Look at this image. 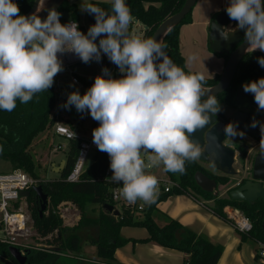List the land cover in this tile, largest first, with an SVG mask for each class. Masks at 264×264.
<instances>
[{"label":"clouds","instance_id":"1","mask_svg":"<svg viewBox=\"0 0 264 264\" xmlns=\"http://www.w3.org/2000/svg\"><path fill=\"white\" fill-rule=\"evenodd\" d=\"M110 2L111 12L81 4L82 12L95 17L85 35L75 22L62 24L55 8L41 19L36 13L21 14L15 0H0V110L12 112L17 100L27 104L48 91L64 70L61 55L72 53L87 64L99 62L103 53L121 77L103 69L83 95L69 93L62 107L87 111L98 121L92 140L110 158V182L121 184L119 195L129 204L140 200L151 205L159 195V181L146 170L162 164L165 172L184 174L185 162L202 153L191 134L208 125L221 107L205 87L203 73L185 72L166 55V44L130 32L134 18L125 0ZM43 7L39 0L36 12ZM226 12L244 31L247 48L264 52V0H230ZM228 34L220 32L224 39ZM257 62L264 67V57ZM243 91L264 110V77L243 84ZM257 123L253 120L251 127ZM260 130L264 132V124ZM223 133L232 140L245 135L235 122L227 123ZM260 149L264 154V142Z\"/></svg>","mask_w":264,"mask_h":264},{"label":"trees","instance_id":"2","mask_svg":"<svg viewBox=\"0 0 264 264\" xmlns=\"http://www.w3.org/2000/svg\"><path fill=\"white\" fill-rule=\"evenodd\" d=\"M20 13L25 14L32 6L34 0H15ZM184 0H125L130 8L134 19L145 26V38L151 37L158 24L169 15L177 12ZM89 3L96 4L104 10L111 12L110 1L92 0ZM59 10L71 13V19L77 23L80 31L83 26L78 23L79 7L78 3L69 4L65 0ZM217 13L214 15V17ZM213 17V18H214ZM62 22L65 19L60 18ZM191 21V12L183 20L173 26L164 36L163 43L166 55L178 66L185 69L184 58L179 49V27L183 23ZM213 52V51H212ZM217 56L228 57L226 52H213ZM258 57H264L261 51H249L241 59L234 77L229 87L216 96L217 100L225 104L227 108L234 107L235 92L238 86L249 81L264 77V67L258 62ZM103 69H108L109 73L118 67L114 66L102 53L99 61ZM188 71V70H187ZM190 72V71H188ZM74 73V72H73ZM219 74L213 77H206L205 86H211L217 82ZM84 85L91 86L94 80L85 81L79 79ZM55 83L48 90L34 95L27 104L17 100V106L12 112L0 110V159L11 165L12 169H21L37 180L25 197L27 209L32 219V225L39 237L45 238L47 246L27 253L34 264H119L114 260V251L117 247L134 239L124 238L120 234L122 226H144L148 236L138 241H155L162 246L178 249L185 253L182 264H216L222 253V247L203 234H198L188 227L182 225L175 219L169 218L164 225H157L152 216L156 209V204L172 194L187 193L195 199H213L214 204L211 210L226 220L223 208L226 205L240 209L253 223V228L248 234L242 233V239L250 238L256 244L264 246V229L261 224L264 220V200L258 199L255 202L233 200L230 197L219 198L210 192L201 190L195 183L194 173L201 170L197 161L185 162V173L165 172L172 179L178 181L179 186L173 187L169 192L158 195L156 202L146 205L143 212L131 214L125 211L120 217H115L111 213L103 210L105 203H112L110 198V183L104 178V171L97 166V160L101 154L98 149L94 150L91 159L86 164L80 179L76 182L65 180L71 171L79 148L80 137L69 139V146L66 152L65 164L58 176L53 179L42 180L35 172V161L29 151L32 140L38 133L50 128L55 119L51 110L55 104ZM206 99V98H202ZM223 110L217 114L223 120ZM11 126H14L13 130ZM232 142L242 152L249 148L248 144L241 139L234 137ZM164 169V167H163ZM202 171V170H201ZM217 181L224 182V178L218 177ZM40 185L42 191L50 199L51 207H47L43 213L39 214L41 205L40 197L35 193L33 187ZM63 201H69L79 209V221L73 226L63 224L62 218L55 212L56 205ZM87 203L98 204L100 207L97 215L87 213L85 205ZM88 241L96 247V257L87 258L75 255L81 250L82 243ZM10 244L0 240V264H19L10 254L8 248ZM60 258L75 259L72 262H62ZM259 255L256 253L255 259ZM92 261V262H91Z\"/></svg>","mask_w":264,"mask_h":264},{"label":"rangeland","instance_id":"3","mask_svg":"<svg viewBox=\"0 0 264 264\" xmlns=\"http://www.w3.org/2000/svg\"><path fill=\"white\" fill-rule=\"evenodd\" d=\"M90 1L92 0L78 1L79 13H78L77 21L79 24L83 26V31L81 32H83L85 35H87V31L89 28L88 13L81 11V4H86L89 3ZM99 1H110V0H99ZM214 3L217 7L222 6L223 11H226V7L230 3V0H215ZM200 8H201V3H198L196 7V11L194 10L195 12L194 14L195 16L198 17V19L194 20L193 24L191 22H192V16L194 15H192V11H191V21L187 23H183L180 26L182 28V30L180 31V39L182 45L181 50L184 55V59H185L184 67L186 70L190 72H194V71L200 72L203 73L205 76H211L212 73L214 72L213 69L218 64L216 60H218L219 57L209 49V46L207 44V39H208L207 27L209 26V22L211 21L210 19H212L211 15L208 10L205 11V13H202L200 11ZM58 12L61 13L60 18H63L66 21L72 20L70 12L65 10H58ZM200 19L201 21L206 19V21L208 22V26L204 24L203 25L200 24L199 22ZM180 27L179 29H181ZM130 32H134L143 35L145 37V26L144 25L142 26L138 20L133 19V22L130 25ZM104 56L108 59L106 55ZM190 56L193 57L191 61H189ZM112 64L114 65V63ZM71 72H74V75H76L79 79L88 81V80H94L97 75H103L104 74L103 68L101 67L100 63L96 61H91L87 64L80 62L76 65H72L70 67V70L64 68V70L54 78V83L56 86L55 88L56 97H55L54 107L51 110L53 117L56 116L57 120H59L61 123L66 125L68 121V123L70 124V126L68 127H70V129L75 133L76 136L82 138H90L92 137V130L98 126V121L93 120L87 111L84 113H80L77 112L74 106H71L69 109H65L62 107V105L66 102L69 93L73 91H78L81 95H83L85 91L90 87L89 85H84L83 82H80L79 85H74L70 79ZM110 74L113 78H119V74L121 73L117 68V69H113L110 72ZM221 103L222 102H220L219 104L224 112L230 115L233 114V111H231L226 106L221 105ZM249 110L256 115L257 117L256 121L258 122L257 128L260 129V124H264V111L258 110L256 103H254V105L251 106ZM231 122H233V120H231ZM11 127L13 130H17L15 129L14 126ZM241 140H243L245 144H248L249 146V148L246 149V152H242L240 149H238V147H236V145L232 142V139L226 137L224 141L225 144L235 149V161L233 164V167L236 170L235 174L226 175L215 170L208 163L201 162L200 160L197 162L201 170L204 169L202 167L204 166L206 170L211 173V175L215 177L224 178V182L217 183V187H216L218 191L217 197L219 198L229 197L228 192L231 189L237 187L239 184H242L244 180L251 178L253 158L256 153L261 152L260 144L261 141L264 140V132H262V136L260 138H255L245 134L244 137L241 138ZM59 146L60 148H58ZM68 146H69V140L62 138L61 136L55 135L52 126L50 128L49 127L46 128L44 131L38 133L37 136L34 137L29 147V151L35 161L34 170L42 180L53 179L58 176V174L54 172L55 170L53 171L51 163L54 162L56 163L57 166L63 159H65ZM142 155L144 154L142 153ZM8 166H9L8 162H6L3 159H0V171H4V170L6 171V169H8ZM148 171L153 175H158V176L166 175L162 164L158 167H153L151 169H148ZM205 200L210 201L209 205L211 204V206L214 204L213 199H205ZM21 201L26 202V199L25 200L22 199ZM51 205L52 204L50 203V199L48 198V203L46 208L47 207L50 208ZM85 209L87 210V213L91 212V214L97 215L99 213L100 207L98 204L87 203L85 205ZM55 212L61 216L63 224L66 226H73L77 224V222L79 221V209L76 206V204L72 202L69 201L61 202L60 204L56 205ZM152 216L157 225L159 226L163 225L162 222H160V219H155L154 212ZM0 219H1V213H0ZM122 227H134V226L124 225ZM27 228L29 232L28 236L26 238L20 239L21 241L20 249L22 252L27 254L32 251H35L36 249H40L44 246L45 247L47 246L45 242L46 241L45 238L39 237L36 231L34 230L31 218L27 222ZM130 229L132 232H134V230H143V231L147 230L144 226H138ZM236 232L242 239V233L238 231ZM2 235L3 234L0 228V237H2ZM242 240L249 241L251 243V246L254 248L255 252L259 254L260 247L252 239L245 238ZM220 246L223 249V246L222 245ZM75 255L86 257L85 263H87L89 262L87 258H92L94 257V255H96V247L94 244L88 241H84L82 243L81 250L78 253H75ZM71 260H75V259L60 258V261L67 263L72 262ZM28 261L34 264L30 260L29 256H28Z\"/></svg>","mask_w":264,"mask_h":264},{"label":"water","instance_id":"4","mask_svg":"<svg viewBox=\"0 0 264 264\" xmlns=\"http://www.w3.org/2000/svg\"><path fill=\"white\" fill-rule=\"evenodd\" d=\"M64 1L65 0H50L43 10L37 13L36 9L39 0H34L32 6L24 15L28 16L36 13L41 19H43L46 17L48 9L55 8L58 11ZM67 1L69 4H72L78 3L79 0ZM196 2L197 0H184L182 6L177 12L169 15L158 24L151 37H154L162 42L165 34L173 26L179 24L183 18L192 11ZM88 23L89 26L95 23L94 15L89 13ZM232 23L233 20L229 18L227 12L222 11L217 13V15L212 18L209 24V49L213 52L228 53V57L217 82L211 86H205L208 89H211V95L217 96L229 87L241 59L246 53L250 51L247 48L248 45L244 38V31L237 27L236 21L234 22L235 26ZM221 31L229 33L227 39L221 37ZM96 43H99V38L96 40ZM114 66L116 65L114 64ZM184 70L185 72H188L186 69ZM121 75L122 74H119V78ZM243 84L238 86L236 89L235 100L241 106L247 107L252 105L255 101L251 93H245L243 91ZM202 98H206V96ZM252 117L253 115L249 112L236 111L233 121L242 131L251 134L254 137H258L260 131L257 128L251 127ZM225 125L226 123L222 120H218L215 115L210 118L208 125H205L204 128H201L195 133L191 134L190 138L196 141L201 148L202 153L198 160L209 163L215 170L223 174L232 175L236 173V170L233 167L235 161V149L224 143L226 137H224L223 128ZM64 164L65 160H62L58 167H55L56 172H60ZM109 165L110 158L108 154L101 152L97 160L98 168L104 171L109 167ZM193 177L196 185L201 190L210 192L214 196H218V191L216 189L217 183L214 178L208 177L199 170L195 171ZM33 190L41 200L39 209V214L41 215L46 209L48 196L42 191V187L40 185L34 186ZM29 193V190H23L19 192V195L26 197ZM228 196L233 200L247 201L250 203L255 202L258 199L264 200V154L261 152L255 154L252 162L251 178L244 180L242 184L231 189L228 192ZM102 208L113 215L119 214V211L114 209L113 205L110 203L103 204ZM261 226L264 229V220L262 221ZM8 250L11 256L19 264H32L28 261L27 254L22 252L19 247L10 245Z\"/></svg>","mask_w":264,"mask_h":264},{"label":"crops","instance_id":"5","mask_svg":"<svg viewBox=\"0 0 264 264\" xmlns=\"http://www.w3.org/2000/svg\"><path fill=\"white\" fill-rule=\"evenodd\" d=\"M214 2L215 0H197L192 9V15L194 16H192L191 23L193 24L194 20L198 19V17L194 14V10L196 11L198 3H201L200 11L202 13H205V11L208 10L211 18H213L216 13L222 12V6L217 7ZM199 22L202 25L204 24L208 26V22L206 21V19L202 21L200 19ZM234 22L235 21L233 20L232 24L235 26ZM181 30L182 28L179 29V49L182 57L184 58L181 50ZM207 32H209V26L207 27ZM218 57L219 59L216 60L218 64L213 69L214 72L211 76L205 77H213L216 74L220 75V73L222 72L225 64V59L222 56ZM193 73H195V71ZM67 126H70L68 121ZM8 165V169H6V171H0V173H5L12 170L9 162ZM58 165L56 166V163L54 162L51 163L53 171L55 170L54 172H56L55 167H58ZM56 173L58 174L59 172ZM209 203L210 201L202 198L195 199L194 197L184 193L172 194L156 204V209L154 210L155 219H160V222H162L163 225L166 223L167 219H175L192 231L198 234H203L213 242L222 245V253L218 258L216 264H264V251L260 244H257L260 247V252L258 254L259 258L256 260V252L251 246V243L249 241H243L237 234V230L229 222L222 219L211 210V204L209 205ZM135 227L136 226L122 227L120 229L121 236H123L124 238L134 239L135 241H127L124 245L115 249L114 260L117 263L182 264L185 256L184 252L178 249L162 246L155 241H138V239L146 238L148 236V232L147 230H134V232H132L130 228ZM95 257L96 255H94V257L92 258Z\"/></svg>","mask_w":264,"mask_h":264},{"label":"built area","instance_id":"6","mask_svg":"<svg viewBox=\"0 0 264 264\" xmlns=\"http://www.w3.org/2000/svg\"><path fill=\"white\" fill-rule=\"evenodd\" d=\"M62 24L74 22L64 21ZM76 23V22H75ZM63 67L70 70L72 65H76L82 62L76 55L72 53H66L60 56ZM111 62V61H110ZM112 63V62H111ZM71 74V82L74 85H79V78ZM55 122L52 125L53 131L58 136L64 139H72L73 131L66 125L61 123L54 117ZM76 137V135H75ZM60 148V146L58 147ZM98 149L93 143L92 137L82 138L80 137L78 153L71 171L67 174L65 180L68 182H76L80 179V176L91 159L94 150ZM89 157V158H88ZM148 171V170H146ZM112 172L110 167L104 170V178L110 183L109 192L110 198L114 209L119 211L115 217H120L125 211H129L131 214L143 212L146 208V204L143 201L137 200L135 204H129L122 196L119 195L121 184L110 182ZM159 181V194L169 192L173 187H178L177 180L172 179L167 174L165 176L155 175ZM37 180L31 177L27 172L21 169H12L5 173H0V228L2 231V237L0 240L10 245H15L20 248V239L26 238L29 234L27 228V222L30 220V214L27 209V203L21 200L25 197L19 195L20 191L29 190L35 185ZM226 221L229 222L238 232L248 234L252 228V221L238 208L226 205L223 208ZM264 251V246L260 244Z\"/></svg>","mask_w":264,"mask_h":264},{"label":"flooded vegetation","instance_id":"7","mask_svg":"<svg viewBox=\"0 0 264 264\" xmlns=\"http://www.w3.org/2000/svg\"><path fill=\"white\" fill-rule=\"evenodd\" d=\"M255 103V102H254ZM254 103L252 104V105H250V106H247V107H244V106H241L240 104H238L237 102H236V100H235V103H234V107H230L229 109L231 110V111H233V114H227L226 112H224V111H222V112H224L223 114H224V117H226V118H228L229 119V121L227 122V120H223L222 119V116L220 115V114H216V117H217V119L218 120H222L223 122H225L226 124L227 123H229V122H231V120H233V117H234V114H235V112L236 111H242V112H249V113H251L252 115H253V117H252V120H251V123H252V121L253 120H255L256 121V119H257V117H256V115L255 114H253L250 110H249V108L251 107V106H253L254 105ZM221 105H223V106H225V104L224 103H221ZM221 107V106H220ZM223 110V109H222ZM264 111V110H263ZM230 113V112H229ZM234 122V121H233ZM258 126H256L255 128H257ZM239 128V127H238ZM258 129V128H257ZM239 130H241L240 128H239ZM259 131H260V133H259V136L258 137H255V138H260L261 136H262V132H261V130L260 129H258ZM242 131V130H241ZM244 132V131H243ZM245 134H247V135H249V136H252L251 134H248V133H246V132H244ZM252 137H254V136H252ZM236 138H239V139H241V137L240 136H237ZM241 141H243V140H241ZM244 142V141H243ZM262 142H264V140L263 141H261V143ZM197 162L199 161L198 159L196 160ZM201 162H204V161H201ZM205 163H207V162H205ZM209 164V163H208ZM210 165V164H209ZM211 166V165H210ZM204 169L202 170L203 171V173L204 174H206L208 177H210V178H214L215 180H216V183H218V181H217V178L218 177H215V176H213V175H211V173L209 172V171H207L206 170V168L204 167V166H202ZM212 167V166H211ZM213 168V167H212ZM240 185V184H239Z\"/></svg>","mask_w":264,"mask_h":264},{"label":"bare ground","instance_id":"8","mask_svg":"<svg viewBox=\"0 0 264 264\" xmlns=\"http://www.w3.org/2000/svg\"><path fill=\"white\" fill-rule=\"evenodd\" d=\"M50 0H44V7L49 3ZM41 3H43V0H41ZM43 7V8H44ZM249 50V49H248ZM255 51H260V50H255ZM262 52V51H261ZM264 54V52H262Z\"/></svg>","mask_w":264,"mask_h":264}]
</instances>
